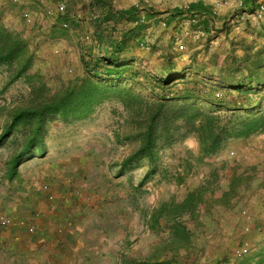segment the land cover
I'll return each instance as SVG.
<instances>
[{
	"label": "rangeland",
	"instance_id": "1",
	"mask_svg": "<svg viewBox=\"0 0 264 264\" xmlns=\"http://www.w3.org/2000/svg\"><path fill=\"white\" fill-rule=\"evenodd\" d=\"M60 1L0 0L2 24L21 34L33 56L17 79L0 64V215L15 220L0 228V264L264 261V120L251 135L224 140L211 156L190 125L171 117L170 108L153 122L154 162L145 155L124 166L141 145L139 123L150 113L137 110L145 99L167 96L170 104L193 92L252 104L239 114L264 118V0L253 11L240 0H63V13L57 10ZM195 1L211 6L215 16L207 21L189 13ZM130 9V16L123 13ZM25 11L32 12V23ZM100 32L130 37L128 53L120 58L134 63L126 76L138 77L119 83L142 96L112 94L81 113L46 115L38 142L44 149L26 151L13 173L35 126L21 124L3 137L14 114L58 101L63 98L58 93L88 77L85 62L89 54H101L90 53ZM169 60L177 63L172 73L164 71ZM167 73L179 77L168 85L152 77ZM249 74L255 92L237 94L229 83L220 86V78ZM181 101L230 114L226 105ZM43 183L51 184L55 200L39 189ZM194 190L204 198L189 210ZM178 224L190 230V244L174 243Z\"/></svg>",
	"mask_w": 264,
	"mask_h": 264
},
{
	"label": "trees",
	"instance_id": "2",
	"mask_svg": "<svg viewBox=\"0 0 264 264\" xmlns=\"http://www.w3.org/2000/svg\"><path fill=\"white\" fill-rule=\"evenodd\" d=\"M258 0H243V7L246 11H253L256 8ZM102 3L106 4L105 1ZM31 7V6H30ZM32 8V7H31ZM32 12L34 9L32 8ZM209 11V7L205 6L202 2H193L188 7L189 13L206 14ZM124 14L130 16L132 14L131 9L125 10ZM178 14H184L183 11H179ZM120 15V14H118ZM58 22H63L61 16L56 17ZM205 21V25H207ZM129 36L122 35L116 36L114 32H100L97 34L95 45H92L90 53L96 49L101 54L92 53L89 54L90 60L85 62V70L88 74L80 84L70 86L68 90H65L61 95L58 93L56 96H63L58 101L43 104L38 109L21 110L14 114L12 118V124L7 128L4 136H11L14 129L21 124H29L34 127H30L31 135L26 139V146L23 151L18 155L14 165L13 173L18 169V166L23 162L26 151L42 150L43 145H38V142L42 141V125L46 121V115L62 112L63 115H67L70 111L83 112L90 109L94 104L101 103L106 96H142L140 93H134L130 87L123 86L119 81H127L135 79L138 74L135 72L131 76L126 74L131 71L134 63L120 58L123 54L128 53ZM33 63V56L29 54V47L27 42L21 37L18 32L9 30L2 24L0 18V64L8 65L10 73L13 79L21 77L31 67ZM177 66V63L169 60L164 66V71H170L172 73ZM156 83L165 85L173 83L179 76L178 74H168L166 76H152ZM253 75L249 74L244 78H220V86L226 87V83H229L230 90L237 94H249L253 91L252 85L255 83ZM115 81H118L115 83ZM218 85V83L216 84ZM193 92H185L183 96H179L173 100V103L169 104V98L167 96L159 97L157 100L149 103V100H144V106L137 111L143 114V111L150 113L144 122L139 123V127L144 129L138 133L140 137L139 150L128 157L124 161V166H129L134 162V159L148 155L152 162L155 159L154 147L158 136L154 126V121L170 108L173 109V118H181L183 121L190 125L196 132L199 138L200 144L206 155L216 154L223 145V141L231 137H247L257 131L263 122L264 118L261 115H254L252 117H243L239 114V111L249 109L252 104L248 103H229L216 96H194ZM198 98L203 99L206 102L215 106H225L230 112L229 115L223 116L221 112L215 109H204L200 106L188 104L181 101L182 99ZM140 99V98H139ZM143 101V100H141ZM145 113V112H144ZM167 113V112H166ZM35 122V123H34ZM169 132V130H167ZM10 133V134H8ZM153 170H149L147 175L152 173ZM243 176V175H242ZM240 178L241 176H237ZM242 178V177H241ZM230 191H224L223 197H228ZM196 194L199 198H196ZM204 193L201 190L191 191L188 194V204L190 209L197 207L199 202L203 201ZM173 233L174 243H178V246H185L191 243V232L186 226L178 224ZM255 263L249 264H264V261L259 257L255 258ZM161 263V262H160Z\"/></svg>",
	"mask_w": 264,
	"mask_h": 264
},
{
	"label": "built area",
	"instance_id": "3",
	"mask_svg": "<svg viewBox=\"0 0 264 264\" xmlns=\"http://www.w3.org/2000/svg\"><path fill=\"white\" fill-rule=\"evenodd\" d=\"M240 4L241 5L243 4V0H240ZM66 7H67V5H66L65 1L62 0V1H60L58 3L57 10H58V12L63 13V12H65ZM48 12L50 14H52V15H54L56 13L53 10V8H51V7L48 9ZM25 18H26L27 22H29V23H32L33 20H34V17H33L32 12H29V11H25ZM62 25L65 28L69 27V23L67 21L63 22ZM39 189H41V191H43L44 193L47 194L49 200L53 201V200L56 199V195L57 194L53 190L51 184H49V183H43V184H41L39 186ZM14 224H15V220H14V218H12V216L3 215V214L0 215V228H8L10 226H13ZM30 230L31 231L34 230V227H30Z\"/></svg>",
	"mask_w": 264,
	"mask_h": 264
},
{
	"label": "crops",
	"instance_id": "4",
	"mask_svg": "<svg viewBox=\"0 0 264 264\" xmlns=\"http://www.w3.org/2000/svg\"><path fill=\"white\" fill-rule=\"evenodd\" d=\"M195 2H197V1H195ZM193 3V2H192ZM205 6H207V4L205 3V2H202ZM209 7V11L206 13V14H202V19H207V21H209V16H215L214 14H215V12H214V10H213V8L211 7V6H208ZM201 15V14H200ZM196 16V15H195ZM204 21H206V20H204ZM208 26H209V23H207V25H206V27L208 28Z\"/></svg>",
	"mask_w": 264,
	"mask_h": 264
}]
</instances>
